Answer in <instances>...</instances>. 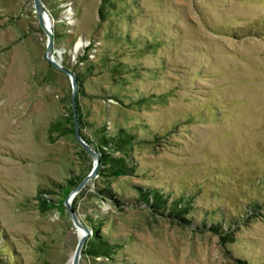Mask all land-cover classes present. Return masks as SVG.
<instances>
[{"label":"rangeland","instance_id":"rangeland-1","mask_svg":"<svg viewBox=\"0 0 264 264\" xmlns=\"http://www.w3.org/2000/svg\"><path fill=\"white\" fill-rule=\"evenodd\" d=\"M42 1L76 119L34 1L0 0V264H71L75 120L78 264H264V0Z\"/></svg>","mask_w":264,"mask_h":264},{"label":"water","instance_id":"water-1","mask_svg":"<svg viewBox=\"0 0 264 264\" xmlns=\"http://www.w3.org/2000/svg\"><path fill=\"white\" fill-rule=\"evenodd\" d=\"M34 1V7L35 12L37 14L38 22L41 28L44 30L47 36V43L45 48V58L52 64V66L58 70L63 71L66 73L71 82V102H72V109H73V117L76 119V110H75V95L77 91V80L75 78V74L73 71H71L69 68L63 66L58 59L53 57V32L51 30L50 20L49 17L45 11L44 4L42 0H33ZM75 136L81 146L85 149V151L91 156L93 160V166L89 173H87L84 177H82L78 183L72 187V189L67 194L66 198L64 199V204L66 206L67 212L73 222V224L81 229V234H79V238L75 247V250L73 252L71 264H78L79 258L81 255L82 248L85 244V241L89 234L91 233V229L82 223L79 218L77 217L75 211L73 210L71 201L72 199H69L71 197H74V195L78 192V190L83 186V184L89 179L92 178L96 172L97 168L99 166V152L96 149H93L86 141H84L81 136L79 135V129H78V122L75 120Z\"/></svg>","mask_w":264,"mask_h":264},{"label":"trees","instance_id":"trees-1","mask_svg":"<svg viewBox=\"0 0 264 264\" xmlns=\"http://www.w3.org/2000/svg\"><path fill=\"white\" fill-rule=\"evenodd\" d=\"M53 33H54V31H53ZM75 77H76L77 81H79L78 75L76 73H75ZM82 137L84 138V136H82ZM133 138H134V136L132 134L125 133L123 135H118L116 137H110V138L106 137V138H104L103 142H104V144L108 143L109 146H113L114 149L117 150L118 152H121V154H127L128 150L131 149V146H132V143H133V141H132ZM86 141L89 143L88 140H86ZM98 149H103V148L98 147ZM100 151H101L100 166L101 165L104 166L105 164H109V162L112 163V165L110 166L111 174H116V175L124 174V173H127V174L129 173L130 174V173L134 172V167L129 166L125 162L124 155L115 156V155H112V154L109 155L105 151L104 152H102V150H100ZM99 172L101 173V170H99ZM79 180H80L79 178L76 179V180L74 178L68 179V184L65 186V189H64L65 194L67 192H69V189H71L73 186H75L78 183ZM109 195H110V193H109ZM142 196L146 197V194L144 195V193H143ZM158 196L159 195H155V197H156V198H154L155 201L152 199L153 200L152 201V206H153V204L156 205V203L158 205V202H159L158 201ZM72 205H74V204H72ZM174 210H175V213H176V209L175 208H174ZM212 228L215 229L216 232L219 231L218 229H216V227L211 226V229ZM219 232L221 234V239L222 240H225L226 238H229V237L226 236V235H228V232H226V233H224L223 231L222 232L219 231ZM89 248H90L89 249L90 254H93V255H98V254H103V253H107L108 254L109 251L111 250L110 244H105V242H103V241H102L101 244H99V242L95 241V242H93V243H91L89 245Z\"/></svg>","mask_w":264,"mask_h":264},{"label":"bare ground","instance_id":"bare-ground-1","mask_svg":"<svg viewBox=\"0 0 264 264\" xmlns=\"http://www.w3.org/2000/svg\"><path fill=\"white\" fill-rule=\"evenodd\" d=\"M73 197L69 198V199H72ZM78 229V234H81V229L77 228Z\"/></svg>","mask_w":264,"mask_h":264}]
</instances>
